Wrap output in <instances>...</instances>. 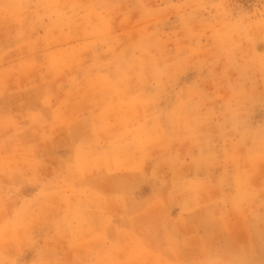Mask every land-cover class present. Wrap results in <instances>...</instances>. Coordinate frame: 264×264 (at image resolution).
<instances>
[{
    "label": "rangeland",
    "instance_id": "374dc122",
    "mask_svg": "<svg viewBox=\"0 0 264 264\" xmlns=\"http://www.w3.org/2000/svg\"><path fill=\"white\" fill-rule=\"evenodd\" d=\"M0 264H264V0H0Z\"/></svg>",
    "mask_w": 264,
    "mask_h": 264
}]
</instances>
